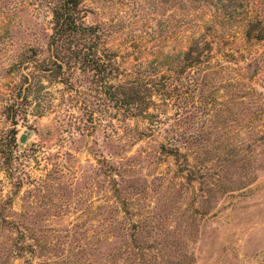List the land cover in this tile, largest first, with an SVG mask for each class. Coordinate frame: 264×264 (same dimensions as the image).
I'll list each match as a JSON object with an SVG mask.
<instances>
[{"label":"rangeland","instance_id":"1","mask_svg":"<svg viewBox=\"0 0 264 264\" xmlns=\"http://www.w3.org/2000/svg\"><path fill=\"white\" fill-rule=\"evenodd\" d=\"M56 2L0 0V264H264V39L242 35L250 23L264 35V0H233L231 27L194 3L84 0L111 83L165 88L188 42L212 40L172 78L177 96L141 114L112 104L92 71H41ZM187 134L240 144L232 165L226 148L206 157L211 176L245 184L207 194L180 176L158 144ZM22 235L33 251L9 258Z\"/></svg>","mask_w":264,"mask_h":264},{"label":"trees","instance_id":"2","mask_svg":"<svg viewBox=\"0 0 264 264\" xmlns=\"http://www.w3.org/2000/svg\"><path fill=\"white\" fill-rule=\"evenodd\" d=\"M84 0H57L52 6L51 12V32L49 35L48 46L50 49L47 60H44V65L41 71L52 72V77L56 75L62 77L64 71L80 70L81 72H91L90 75L98 77L103 82L104 92L107 95L109 101L112 104H121L122 108L128 110L130 105L136 107L138 114L143 111H148L150 104H154V99H171L176 97L177 94L174 92L176 89L174 85L169 87L172 83L173 77H180L181 73L186 71L185 74L192 71L194 68L199 67L200 63L205 62L204 57L209 55L212 49V40L202 37L191 39L185 50L177 56L178 71L176 76H167L168 86L165 88H157L156 90L150 89L152 80L144 81V76H136L131 81H123L117 83H111L108 78V73L105 64L101 58L96 54V51L91 49L96 46L97 31L92 25H87L82 20L81 14V3ZM194 3L199 10H205L211 12L213 18H218L223 21L220 23L228 24L230 26V19L233 17L234 4L233 0H170L172 6L183 5L184 3ZM254 19L258 20L257 17ZM253 22L247 20V23ZM231 27V26H230ZM253 31L256 34L251 35ZM242 35L244 39L254 37L255 40L264 39V35L261 34L259 23L244 24ZM47 61L48 65H47ZM180 76H177V75ZM187 80L188 75H186ZM126 80V79H125ZM61 83H66L67 80H59ZM191 82L196 80L191 79ZM197 86H195V89ZM193 88V90H195ZM192 90V91H193ZM26 99V96H25ZM149 113V112H148ZM150 114V113H149ZM12 115L11 121L13 125L16 124L15 116ZM200 135L187 134L186 137H180L177 139H167L165 142L158 144L159 152L170 156L177 168V172L187 182L198 181L201 184L209 187L205 189L207 194L209 191H219L220 194L227 191L233 190L235 185H244L247 180H241L238 178L235 180H229L226 175L211 176L208 173V159L207 155L210 153L206 149V145L211 146V141L208 142L209 138H201ZM10 140L14 142L15 132L11 133ZM216 140V139H215ZM179 141V144L176 143ZM222 146V142H221ZM221 146H219L221 148ZM240 144L234 146L233 144L224 143L222 149L216 147L214 151H221L226 148L228 155L232 156L231 159L226 160L229 164H234L240 160L236 155L241 154L239 147ZM212 147V146H211ZM212 147V148H214ZM249 147V146H246ZM222 152V151H221ZM1 153V152H0ZM215 156L218 152H213ZM3 157V156H1ZM2 164L6 170H9V159L7 156L4 157ZM5 170V171H6ZM253 170V168H252ZM222 172V171H221ZM209 190V191H208ZM13 223V222H12ZM11 226V225H10ZM20 224L16 223L15 231L18 230ZM22 234V232H21ZM23 235L18 238H12L7 248V256L10 257H21L25 252L31 253L33 246L31 243L24 244Z\"/></svg>","mask_w":264,"mask_h":264},{"label":"water","instance_id":"3","mask_svg":"<svg viewBox=\"0 0 264 264\" xmlns=\"http://www.w3.org/2000/svg\"><path fill=\"white\" fill-rule=\"evenodd\" d=\"M24 136H25L24 133L20 134V136H19V138H18V141H19L20 143L23 142V140H24Z\"/></svg>","mask_w":264,"mask_h":264}]
</instances>
